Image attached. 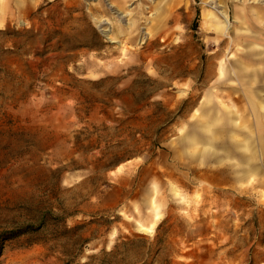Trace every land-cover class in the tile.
<instances>
[{
  "label": "rangeland",
  "instance_id": "374dc122",
  "mask_svg": "<svg viewBox=\"0 0 264 264\" xmlns=\"http://www.w3.org/2000/svg\"><path fill=\"white\" fill-rule=\"evenodd\" d=\"M247 2L0 0V264H264Z\"/></svg>",
  "mask_w": 264,
  "mask_h": 264
},
{
  "label": "crops",
  "instance_id": "0c3cea01",
  "mask_svg": "<svg viewBox=\"0 0 264 264\" xmlns=\"http://www.w3.org/2000/svg\"><path fill=\"white\" fill-rule=\"evenodd\" d=\"M256 0H248V7H249V9L250 10H253V11H256L257 13L255 14V20H256V24H252V25H255V26H252V25H250V27H249V29H253V27H256V29H257V32L259 33V34H257V39H251V41L253 42V43H258L259 45H258V51H264V2H261V0H257L256 2H255ZM259 1V2H258ZM222 5V4H221ZM225 5V4H224ZM254 13V12H253ZM228 14V13H227ZM243 15H242V13H241V11L238 13V15H237V18L240 20V22H244V20H243ZM256 29H253V30H256ZM238 33V32H237ZM253 33H255L254 31H253ZM252 32H250V34H253ZM252 57H253V55H251ZM250 56V57H251ZM249 57V56H248ZM258 67H260V66H258ZM238 68V67H237ZM254 73V72H253ZM245 74L246 75H248V78H249V75L251 76L252 74L250 73V72H248V73H246L245 72ZM258 76L259 77H261V76H264V73H259L258 74ZM250 79V78H249ZM249 79H247V83L246 84H257V86H264V82H261V83H259L260 82V80H262V79H259V82H255L254 81V83H249ZM245 85V84H244ZM260 92V94L258 95L259 96V104L257 105V108H258V127H257V130H259V131H262V132H264V91H262V93H261V91H259ZM252 95V94H251ZM248 101H250V99L248 100ZM248 106H250V105H248ZM254 109V108H253ZM256 111V110H255ZM252 112H253V110H252ZM228 122H229V126H230V130L228 131L229 133H228V140H229V143H230V145H232V146H234V144H235V146H234V148H236V150H233L230 146H227L226 148L224 147V148H222V149H217V144H215V143H213V145L215 144L216 145V147H214V152L215 153H220L219 151H222L220 154L221 155H224L225 156V158H227V157H232L234 154H237V156H240L241 158H243L242 160V162H241V159L239 160L241 163H239V161H237V166H239V168L238 169H236L237 171L238 170H241V169H243L244 168V170H250V168L253 170V171H258V169H260L261 167L259 166V167H254V162H252V166H251V159H250V155H252V154H254V155H258L259 156V148H255V146H254V144H251L250 143V135H251V137L252 138H255V139H257L256 138V136H253L252 134H253V131L251 132V130L247 127V126H244L243 125V127H242V131L244 132H247V134H248V136L247 137H245V135H243L242 136V141L241 142H235L234 141V139H233V135H234V132H236V131H234V129H237L236 127H237V122L236 121H233V120H231V118L230 119H228ZM259 128V129H258ZM204 129V128H203ZM208 128H206L205 127V129H204V131H209V129L207 130ZM261 137H264V135H262ZM210 138H212L213 139V142H215V140H216V137H214V136H209V139ZM231 138V139H230ZM207 139V138H206ZM233 141H234V143H233ZM257 141V140H256ZM207 144V143H206ZM205 144V145H206ZM204 146V145H203ZM229 149H232V151H230V153H228V151H229ZM224 150V151H223ZM223 152L225 153V152H227V154L229 155V156H226V154H223ZM233 158V157H232ZM247 164V165H246ZM254 167V168H253ZM236 170H235V172H236ZM234 172V171H233Z\"/></svg>",
  "mask_w": 264,
  "mask_h": 264
},
{
  "label": "trees",
  "instance_id": "16d2710c",
  "mask_svg": "<svg viewBox=\"0 0 264 264\" xmlns=\"http://www.w3.org/2000/svg\"><path fill=\"white\" fill-rule=\"evenodd\" d=\"M133 243V239L129 238L127 240L115 243L113 248L108 251V252H103L102 253V258L99 261V264H111L112 262L108 261V260H112V259H116L118 257V255L122 252H120V248L123 251H127L128 248L131 246V244ZM122 261V259H120ZM83 264H89L87 262L83 263Z\"/></svg>",
  "mask_w": 264,
  "mask_h": 264
},
{
  "label": "bare ground",
  "instance_id": "6f19581e",
  "mask_svg": "<svg viewBox=\"0 0 264 264\" xmlns=\"http://www.w3.org/2000/svg\"><path fill=\"white\" fill-rule=\"evenodd\" d=\"M108 5H109V4H108ZM110 7H112V5H110ZM217 7H221V5H217ZM219 12H220V11H219ZM121 13H122V12H121ZM124 15H125V14H124ZM209 15H211V14H209ZM221 15L223 16V19H222V20H223V25H224L223 28L225 29V28L227 27V25L225 26V24H226V21H227V18H228V14H227L226 10H222V14H221ZM125 16H126V15H125ZM125 16H124V17H125ZM102 19H103V18H102ZM120 21H121V20H120ZM97 22H98V21H97ZM99 22H100V21H99ZM99 22H98V23H99ZM126 23H127V22H126ZM126 23H125V25H126ZM104 24H105V23H104ZM104 28H105V27H104ZM101 29H103V28H101ZM101 29H100V30H101ZM104 30H105V32L107 31V29H104ZM104 30H103V31H104ZM108 33H109V32H108Z\"/></svg>",
  "mask_w": 264,
  "mask_h": 264
}]
</instances>
